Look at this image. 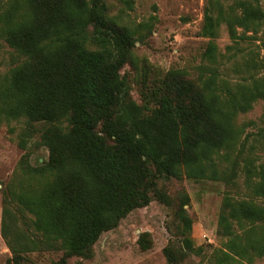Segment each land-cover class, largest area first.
Segmentation results:
<instances>
[{
    "label": "trees",
    "instance_id": "1",
    "mask_svg": "<svg viewBox=\"0 0 264 264\" xmlns=\"http://www.w3.org/2000/svg\"><path fill=\"white\" fill-rule=\"evenodd\" d=\"M107 11V0H7L0 11V36L19 57L0 80V126L22 117L44 122L41 141L49 150L37 167L26 156L3 190L9 263L22 264L24 253L41 245L63 251L57 264L90 258L101 234L131 211L153 197L170 203L160 178L235 183L240 172L255 198L224 197L219 226L227 240L217 264L264 256V162L243 156L248 136L236 123L264 99V55L253 60L251 82L235 86L215 67L198 82L171 70L146 93L155 105H140L121 73L136 38ZM222 23L237 42L261 33L264 44L262 0H207L202 33L215 38ZM216 52L210 41L204 56L213 63ZM258 134L264 140L263 128ZM188 201L184 194L175 228L168 227L186 249L168 244L170 264L201 249L189 237ZM22 210L33 216L39 238L18 227Z\"/></svg>",
    "mask_w": 264,
    "mask_h": 264
},
{
    "label": "rangeland",
    "instance_id": "2",
    "mask_svg": "<svg viewBox=\"0 0 264 264\" xmlns=\"http://www.w3.org/2000/svg\"><path fill=\"white\" fill-rule=\"evenodd\" d=\"M6 2L0 0V11ZM206 2L107 0L108 16L129 27L136 38L132 58L121 73L129 82L131 96L138 104L155 105L146 93L155 81L171 70H180L187 78L198 82L202 75L208 74V68L215 67L220 72L219 77L231 86L251 82V76L257 73L253 60L264 55L262 34L237 42L230 36L227 25L222 23L215 38L204 35ZM210 41L217 45V58L213 63L204 56ZM18 61L14 48L0 36V80ZM236 123L242 127L243 135L248 136L243 156L251 155L257 163L264 162V140L258 134L264 129V99L254 102L249 111L239 113ZM45 126L44 122L30 121L26 117L4 121L0 126V264H10L13 257L2 235L3 190L20 170L26 156L33 167L48 160L49 150L41 141ZM244 178L242 172L235 183L212 178L162 177L159 187L168 195L169 204L153 197L148 205L131 211L117 227L103 232L93 246L92 257L73 256L67 264H170L164 253L168 244L178 253L186 251L182 238L173 236L168 228H175L174 213L184 194L189 197L186 208L193 220L189 237L201 249L193 253L188 251L181 264H217L223 257L221 249L227 240L219 226L224 197L255 198L246 188ZM32 218L29 212L22 210L17 214V225L39 238ZM144 240L145 245L142 244ZM24 255L22 264H57L63 251L41 245ZM243 262L264 264V256ZM229 264L240 263L230 260Z\"/></svg>",
    "mask_w": 264,
    "mask_h": 264
}]
</instances>
